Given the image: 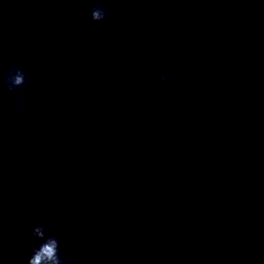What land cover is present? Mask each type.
Listing matches in <instances>:
<instances>
[{"label":"water","instance_id":"obj_1","mask_svg":"<svg viewBox=\"0 0 264 264\" xmlns=\"http://www.w3.org/2000/svg\"><path fill=\"white\" fill-rule=\"evenodd\" d=\"M38 256L264 264V0H0V264Z\"/></svg>","mask_w":264,"mask_h":264},{"label":"clouds","instance_id":"obj_2","mask_svg":"<svg viewBox=\"0 0 264 264\" xmlns=\"http://www.w3.org/2000/svg\"><path fill=\"white\" fill-rule=\"evenodd\" d=\"M44 254L51 257L53 255V249L51 247H45ZM40 257H37L36 264H39Z\"/></svg>","mask_w":264,"mask_h":264}]
</instances>
